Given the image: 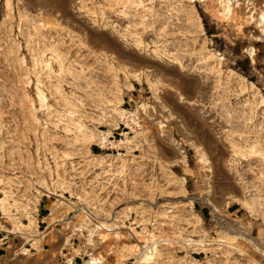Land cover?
<instances>
[{"label":"rangeland","instance_id":"obj_1","mask_svg":"<svg viewBox=\"0 0 264 264\" xmlns=\"http://www.w3.org/2000/svg\"><path fill=\"white\" fill-rule=\"evenodd\" d=\"M261 16L264 0H0V208L50 204L77 264H112L116 245L119 264L170 261L177 245L254 264L238 203L264 198ZM104 131L115 145L89 142ZM141 147L177 177L138 167ZM47 249L0 264H72Z\"/></svg>","mask_w":264,"mask_h":264},{"label":"crops","instance_id":"obj_2","mask_svg":"<svg viewBox=\"0 0 264 264\" xmlns=\"http://www.w3.org/2000/svg\"><path fill=\"white\" fill-rule=\"evenodd\" d=\"M111 136V133H110ZM143 148V149H142ZM142 150V152H141ZM140 154L137 156L140 159H145L143 161H139L138 167L143 168L144 170L148 168L149 172L154 170L156 179H163L164 176L160 174V167L161 163L159 160H157V156L153 153V151L146 149L145 147H141ZM97 152V149H92V153L95 154ZM99 154V153H98ZM96 154V155H98ZM156 157V158H155ZM156 159V160H154ZM156 162V163H155ZM171 175H166L165 178L172 179L173 177H177L172 171L170 172ZM171 177V178H170ZM164 178V179H165ZM259 188L254 190V198L257 197ZM144 198V197H143ZM141 197H138V201L143 203L141 200L143 199ZM148 200V198H144ZM160 198L156 201H159ZM245 199V196H243L239 201H242ZM42 199H37V202L35 204L34 211H30L32 213H29L27 211H16V212H4L0 208V262L3 260L4 257H6L10 250H15V254L20 252L22 249L25 251H29L30 254L32 250H35L37 253H39L41 249L48 246L47 250H50L51 252H59V249L61 250L60 254L67 258L70 255H73L76 249L74 248L73 242L68 238L63 237L62 230L58 229V219L54 218L55 212L51 211L50 204H40ZM32 203V202H31ZM144 203H148L147 201ZM238 203V202H237ZM238 205L251 217H254V264H264V219H262L260 216L258 217V214L262 213H254L253 215H250L246 209L238 203ZM256 209V208H255ZM189 210V209H188ZM257 210V209H256ZM238 212V208L234 205H232L228 209V215L230 218L236 216ZM187 216H194L196 222L200 225H204L207 216H209V213L206 210H200L199 212H196L194 210L187 211ZM195 213V214H194ZM188 218V217H186ZM125 221L130 219V216L128 218H124ZM30 220L32 221L30 223ZM27 228V229H26ZM14 230V231H13ZM53 237H56L55 239ZM55 240L54 243L51 242L53 239ZM205 242V241H204ZM207 243V242H205ZM210 244V243H209ZM183 245H177L176 247H172V258L170 261L171 264H181L180 260H186L190 261L189 263L193 264H217L215 262V259L208 258L206 254H210V251H198L200 253L198 254L199 258L195 256V253H191L192 255H189L186 251V254L183 256H179L176 252L178 251V248L182 247ZM211 246V244H210ZM119 245H116L114 247V250L108 257H112V264H119L118 258H123L125 261L128 259V257L125 255V253H121L119 251ZM184 248H187V250H190L187 245L184 244ZM159 250L164 252L166 249L163 247V245L159 247ZM191 251V250H190ZM195 252V251H191ZM202 255V257H201ZM164 255H162V258L155 257L154 264H168V261L164 260ZM78 260L80 258L78 255H73L71 258L67 260V262L70 261V263L77 264ZM220 264V263H219Z\"/></svg>","mask_w":264,"mask_h":264},{"label":"bare ground","instance_id":"obj_3","mask_svg":"<svg viewBox=\"0 0 264 264\" xmlns=\"http://www.w3.org/2000/svg\"><path fill=\"white\" fill-rule=\"evenodd\" d=\"M62 6L63 5L60 4L59 7H62ZM224 8H225V6H224ZM226 12H228V10H226ZM261 18H262V21H264V16H261ZM261 22H260V24H261ZM170 59L173 61H179V59L173 55L170 56ZM250 87L253 88V86H251V85H250ZM120 115L126 116V113L123 111H120ZM129 116H132V114H130ZM229 118H230V116H229ZM115 125H116V122H114L113 124H108V126H115ZM108 135H109V131L100 132V134H98L96 136L94 135L93 137H90L89 142L90 143L94 142L97 145H99L101 148L106 147V146L115 145V144H113V142L110 141ZM247 194L245 195L244 200L239 201L240 205H242L250 215L254 216V213H258V212L262 213V214H258V215H264V198H257V197L254 198V194L253 193L251 194V192H248V191H247ZM0 204H2V201H0ZM31 222L32 221H30V223ZM186 245L189 247V249L191 251L203 250V249L210 246L209 243H205L204 241H201V240H198V241L187 240ZM98 263H100L98 259L91 258V261L88 264H98Z\"/></svg>","mask_w":264,"mask_h":264},{"label":"trees","instance_id":"obj_4","mask_svg":"<svg viewBox=\"0 0 264 264\" xmlns=\"http://www.w3.org/2000/svg\"><path fill=\"white\" fill-rule=\"evenodd\" d=\"M98 153H99V151L97 150V152L95 154H98Z\"/></svg>","mask_w":264,"mask_h":264}]
</instances>
